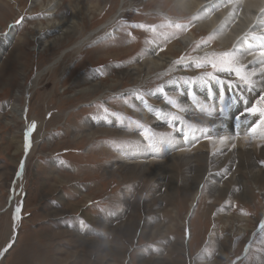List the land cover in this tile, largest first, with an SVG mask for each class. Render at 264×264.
<instances>
[{
  "label": "rangeland",
  "instance_id": "obj_1",
  "mask_svg": "<svg viewBox=\"0 0 264 264\" xmlns=\"http://www.w3.org/2000/svg\"><path fill=\"white\" fill-rule=\"evenodd\" d=\"M186 3L192 7V0ZM204 4L185 13L173 0H0V42L6 39L0 48V264H260L264 260V143L259 134L244 138L251 135L255 118L245 124L241 117L239 127L229 133L216 132L211 123L198 124L187 108L214 105L218 111L220 85L211 81L209 90L199 81L189 85L179 79L213 71L210 64L204 68L191 61L187 66L175 64L181 56L203 59L223 51H233L241 62L252 57L249 51L259 49L251 48L256 42L244 34L252 26L236 35L235 42L246 37L242 46L229 45L231 40L224 43L221 34L212 32L216 25L203 24L204 15L223 13L229 0L217 4L215 12L206 8L200 16L196 12ZM78 5L90 10L82 14ZM193 16L198 19L187 29L160 27L169 21L187 24ZM242 16V8L234 11L227 34L234 35L232 27L237 30L252 20ZM61 18L70 23L71 34L64 32L67 26L64 31L59 27ZM137 24L154 26L156 32ZM255 34L263 37V42L257 41L259 48L264 46V34L260 29ZM237 46L249 51L240 55ZM152 49L155 57L169 62L144 71ZM256 66L258 70L260 64ZM216 74L226 81L236 79L234 74ZM253 79L260 83L259 71ZM161 84L166 92L172 91L169 96L182 110L157 97L161 93L155 89ZM170 85L178 88L169 89ZM235 87L225 84L227 103L231 95L249 100L259 95L245 91L242 97ZM184 94L189 106L183 105ZM15 102L25 108V120L13 109ZM140 102L155 112L144 113ZM236 103L239 112L213 119L220 123L230 118L238 124L236 117L245 105ZM170 112L182 119L173 121ZM163 116L170 119L168 124L159 122ZM133 122L139 123L136 130L124 126ZM33 123L36 127L29 132ZM202 126L210 132L200 131ZM145 128L154 136L171 134L173 143L168 149L148 147ZM209 134L212 140L205 138ZM221 136L237 137L235 146L256 153L255 159L224 153L232 145L228 140L220 143ZM22 140L32 148L23 173ZM140 145L152 156L147 164L169 166L166 179L160 181L153 168L140 173L141 163L125 161L124 151ZM197 154L203 158L195 164L189 159ZM127 166L137 169L126 170ZM196 192L195 209L187 217ZM9 242L14 243L5 252Z\"/></svg>",
  "mask_w": 264,
  "mask_h": 264
},
{
  "label": "bare ground",
  "instance_id": "obj_2",
  "mask_svg": "<svg viewBox=\"0 0 264 264\" xmlns=\"http://www.w3.org/2000/svg\"><path fill=\"white\" fill-rule=\"evenodd\" d=\"M173 1H176V3L178 4V5H181L184 9V11H185V13H188V11H189V13H192V11L195 9H197V8H199V6H200V4L202 3V2H205V4H204V6H202L200 9H198V11L196 12L198 15H202L203 16V14H204V12H205V10H206V8H211V12H215L214 10L216 9V5L217 4H219L222 0H192V7L190 8L188 5H187V3H186V0H173ZM223 1H225V0H223ZM230 1V4L229 5H226V8H225V10L223 11V13H216V16H210L209 14L208 15H204V17H203V19H202V22H203V24H206V26L208 27L209 26V28L211 27V28H214V26H215V28L214 29H212L213 31L212 32H215V33H218V34H221L220 36H222V40L224 41V43H226V42H230V40H231V42L229 43V45H232V43L233 42H235V39H236V35H238L239 36V34L241 33V32H244L246 29H244L243 27L244 26H246V28H248V27H251L250 29H248V32H246V33H244L245 35L246 34H251V39H252V41H255L256 43L254 44V46L252 45V46H250L251 48H255V49H260L259 48V44L257 43V41L258 40H260L261 42H263V37L262 36H260V35H256L255 33H256V31L257 30H261V33H263L264 34V23H262L261 21H264V0H229ZM232 2V3H231ZM191 3V2H190ZM88 4V3H87ZM59 5V4H58ZM79 6V5H78ZM81 6V5H80ZM79 6V8H81V9H79L78 11L79 12H82V14H85L88 10H90V8L89 7H85V5H83V7L81 6L80 7ZM90 7H92V5L90 6ZM97 7V6H96ZM78 8V7H77ZM240 8H242L243 9V16L245 15V16H248L249 18L250 17H252V20L251 21H246L247 23H244V24H242L243 26L242 27H240L239 28V26H238V28L239 29H234V27H232L230 30H231V33H233L234 35H232V34H230V33H228L227 34V30H228V28H229V26L232 24V22H233V18H232V16H233V14H234V11H236L237 9L239 10ZM86 10V11H85ZM85 12V13H84ZM201 12H203V13H201ZM209 12V11H208ZM210 12V13H211ZM218 12V11H217ZM236 13V12H235ZM119 16V15H118ZM243 16H242V18H243ZM241 18V17H240ZM246 18V17H245ZM255 19H257V20H255ZM93 20V19H92ZM255 21H257V22H255ZM75 22V21H74ZM207 22H210V25H209V23H207ZM255 22V24L254 25H252V23H254ZM56 23V22H55ZM60 26L59 27H62L63 29V31H64V27L65 26H67V29L64 31V32H66V33H68V34H71L70 32H69V29H70V26H69V22L68 21H65L64 19H60ZM59 23H58V25H59ZM72 23V22H71ZM92 23V22H91ZM237 23V22H236ZM54 24V23H53ZM54 25H56V24H54ZM241 26V25H240ZM197 30H200V27H197L196 28ZM52 30H54L53 29V27L52 28H49L48 29V33H51L52 32ZM62 30H60V31H62ZM13 31H14V29L12 28L7 34H8V36H10L12 33H13ZM209 31V30H208ZM220 31V32H219ZM252 31V32H251ZM44 33V32H43ZM259 33V32H258ZM257 33V34H258ZM47 34V33H46ZM75 34V33H74ZM241 34H243V33H241ZM7 35H6V37H8ZM218 36V35H217ZM5 37V38H6ZM11 37V36H10ZM9 37V38H10ZM45 37V36H44ZM46 38V37H45ZM219 38V37H218ZM240 38V37H239ZM8 39V38H7ZM220 40H221V38H219ZM238 39V38H237ZM6 39H4V40H2L1 42H0V48L4 45V43L6 42L5 41ZM39 40V39H38ZM40 40H41V38H40ZM245 40H246V37L245 36H243L242 38H240L239 39V41L238 40H236L237 42H235L236 43V45H242V46H244V42H245ZM183 41V40H182ZM260 41H258L259 43H261ZM46 42V41H45ZM187 43V42H186ZM222 43V42H221ZM192 44V43H191ZM221 45V44H220ZM47 47L46 48H48V47H50L51 46V43H50V41H49V44L48 45H46ZM238 47V46H237ZM249 47V48H250ZM262 47H264V46H262ZM228 48V47H227ZM242 48V49H241ZM238 47V48H235L236 50H238V54L240 53V55H244V54H246V53H244V54H241V52H247V51H249L248 50V48H243V47ZM251 50V49H250ZM154 49H152V50H150V53H149V57L151 58V59H149V60H147L146 62H144V64H145V67L144 68H142V70H144L145 71V69H155V68H160V67H162V66H166L167 65V63L169 62V61H167V59L166 58H160V57H155V55H154ZM170 51H172V50H170ZM236 54V53H235ZM152 56V57H151ZM241 57H243V56H241ZM238 58V57H237ZM169 60V59H168ZM242 60V59H241ZM240 61V60H239ZM251 61V62H250ZM240 63H243V64H245L246 65V68L247 69H251V68H253V67H255L256 66V64L258 63V65L260 64V62H259V60H256V61H253V57H246L243 61H241ZM143 64V63H142ZM256 68H257V66H256ZM136 69V68H135ZM161 69V68H160ZM184 69V68H183ZM258 69H259V67H258ZM141 70V69H140ZM159 70V69H158ZM156 71V70H155ZM184 72V71H183ZM2 74V73H1ZM41 73H39V75H40ZM145 74V73H144ZM148 74V73H147ZM159 74V73H158ZM38 75V76H39ZM38 76H37V78H38ZM1 78V77H0ZM259 78H260V83L262 82L261 81V75H260V73H259ZM145 79V78H144ZM35 83H36V81H35ZM215 83V82H214ZM93 88V87H92ZM97 88V87H96ZM168 88L169 89H175V88H178L177 86H175V85H170V86H168ZM236 88V87H235ZM87 90H89V89H87ZM258 91V90H257ZM90 92H91V90H90ZM171 92L172 91H169V92H166V94H167V96H169V94H171ZM188 92V91H187ZM216 92V91H215ZM27 93H29V92H27ZM186 93V92H185ZM258 93H259V91H258ZM202 94V93H201ZM17 97V96H16ZM157 97H159V98H166L165 97V95L164 94H157ZM233 97V95H231V98ZM187 98V95H185L184 94V96L182 97V101H184L185 103H183V105L184 106H189V104L185 101V99ZM191 98V97H190ZM200 98V97H199ZM203 100H204V97L202 98ZM201 99V100H202ZM17 100V99H16ZM204 102V101H203ZM231 102H233V100L231 99V100H229L228 101V107H227V109H226V111L225 112H223L224 114H226V115H228V113H230V112H239V109H238V107H237V103L235 104V103H233V105L231 104ZM140 105H141V109H142V111L144 112V113H146V112H155V109L154 108H151V106L150 105H147V103L146 102H140ZM236 105V106H235ZM12 107H13V109L14 110H16V112H18L19 113V115L21 116V119H24L25 120V112H24V110H25V108L23 107V108H21V106L18 104V103H14L13 105H12ZM11 108V107H10ZM164 109V108H163ZM207 109V108H206ZM205 109V110H206ZM187 111H188V115H192L193 117H192V119L193 120H195L198 124H200V125H203V124H205V123H211L212 124V126L214 127V129L216 130V132H219V131H226V132H228V130L230 131L231 129H233V128H237V127H239V124H237V123H233L232 122V120L230 119V118H228V119H226L225 121L224 120H222L220 123L218 122V120H214L213 118H215V117H217L218 115H221L222 113H220L219 111H216V110H214L213 111V115L211 116V117H208V116H206L205 114H203L202 112H201V109H194V108H187ZM231 116V115H230ZM120 118V117H119ZM105 119V118H104ZM213 119V120H212ZM230 119V120H229ZM127 120V119H126ZM255 120V119H254ZM121 121V120H120ZM158 121V120H157ZM213 121H214V123H213ZM95 122H100V121H97V120H95ZM159 122L160 123H162V124H168L169 122H170V119L168 118V116H163L162 117V120L160 121L159 120ZM249 122H251V121H249ZM253 123V121L251 122V124ZM118 124H120L121 125V123H118ZM124 124V123H123ZM138 122H133V123H127V124H125L124 126H127L128 128H130L131 130H136L137 128H138ZM96 128V127H95ZM247 129V128H246ZM170 130V129H169ZM178 130H180V129H178ZM241 131V130H240ZM243 131H245V129L243 130ZM247 131V130H246ZM128 132V131H127ZM134 132V131H133ZM158 132H160V134L163 132L162 131V127H160V129L158 130ZM179 132V131H178ZM187 133V132H186ZM229 133V132H228ZM108 134V133H107ZM177 134V133H176ZM222 134V133H221ZM181 135V134H180ZM136 136V135H135ZM261 137V136H260ZM217 138V137H216ZM233 138V137H232ZM262 138V137H261ZM172 140H173V137H172ZM172 140H171V142H163L162 144H160V148H163V149H168V147L173 143L172 142ZM180 140V139H179ZM219 140V139H218ZM178 141V140H177ZM227 142V141H226ZM228 145H232V146H227V147H225L224 148V153H228L231 157H236L237 156V154H241L242 156H240V154H239V157L241 158V157H248V158H250V159H253L254 157H255V155H256V153H254V152H252L251 150H249V149H247V150H242L241 148L239 149V148H237L236 146H235V144H239V140H238V138L237 137H234L233 139H230V140H228ZM262 143H264V138H263V141H262ZM261 143V144H262ZM225 144V141H224V143H223V145ZM244 144V143H243ZM260 144V143H259ZM145 145V144H144ZM234 145V146H233ZM20 149L24 152V154H25V157L22 159V161L20 162L21 164H23V169L21 170V173H23L24 172V170H25V167H26V164H27V161H28V157H29V155H30V152H31V150H32V148L29 146V144H28V142L26 141V140H22V142L20 143ZM187 147V146H186ZM182 148V147H181ZM185 148V147H184ZM263 148V147H262ZM245 149V148H244ZM254 149V148H253ZM183 151L184 150H186V148L185 149H182ZM258 150V149H257ZM220 151V150H219ZM264 151V150H263ZM262 151V152H263ZM124 152H126V159H125V161H128V162H134V163H138V164H142L141 166H140V168L138 169V172H140V173H143V172H150L151 170H152V168L155 170V172H157V174H158V176H159V180L160 181H163L164 179H166L167 178V176L169 175L168 174V172H169V166H166V165H164V163H162V162H160V164H155V163H153L152 165H149V164H147L148 162L146 161L148 158L150 159H152V156H150V155H148V149L146 148V147H144L143 145H140L136 150H134V149H127V150H125ZM195 152V151H194ZM193 152V153H194ZM208 152V151H207ZM27 153V154H26ZM151 153V152H150ZM153 153V152H152ZM151 153V154H152ZM192 153V154H193ZM122 154H123V152H122ZM188 154V153H187ZM222 154V153H221ZM259 154V153H258ZM186 155V154H185ZM191 155V154H190ZM208 155V154H207ZM210 155V154H209ZM217 155H219V154H217ZM228 155V156H229ZM225 156H227V155H225ZM263 156V155H262ZM175 157V156H174ZM207 157V156H206ZM222 157V156H221ZM183 158V157H182ZM186 158V157H185ZM201 158H203V156H201L200 154H197L196 156H194V157H191L189 160H191V162H192V160H193V162H195V161H199V160H201ZM211 158H213V157H211ZM225 158V157H224ZM238 158V157H237ZM216 159V158H215ZM222 159V158H221ZM230 159H232V158H230ZM229 159V160H230ZM239 159V158H238ZM255 159V158H254ZM253 159V160H254ZM259 159V158H258ZM207 160V159H206ZM235 160V159H234ZM240 160V159H239ZM246 160V159H245ZM161 161V160H160ZM210 161V160H209ZM228 161V160H227ZM248 161V160H247ZM252 161V160H251ZM150 162H151V160H150ZM149 162V163H150ZM176 162V161H175ZM178 162H180V161H178ZM238 162V161H237ZM240 162V161H239ZM241 162H243L242 160H241ZM156 163H157V161H156ZM162 163V164H161ZM204 163V162H203ZM206 163V162H205ZM204 163V164H205ZM232 163H234V162H232ZM251 163V162H250ZM195 164H196V162H195ZM226 164V163H225ZM133 165V164H132ZM189 165V164H188ZM191 165H193V164H191ZM228 165V164H227ZM237 165V164H236ZM254 165V164H253ZM172 166V165H171ZM178 166V165H177ZM183 166V165H182ZM185 166V165H184ZM194 166V165H193ZM193 166H190V167H193ZM196 166V165H195ZM255 166V165H254ZM21 167V166H20ZM188 167V166H187ZM240 167V166H239ZM241 167H242V165H241ZM180 168V167H179ZM204 168V167H203ZM202 168V169H203ZM136 170L137 169V166H135V167H133V168H131V167H129V166H127L126 167V170ZM182 169V168H181ZM188 169V168H187ZM194 170H195V167L193 168ZM201 169V168H200ZM205 169V168H204ZM256 169V168H255ZM191 171H193L192 170V168H191ZM204 171V170H203ZM253 171H255L254 169H253ZM257 171V170H256ZM258 171H260L259 169H258ZM130 172V171H129ZM131 173V172H130ZM204 174V173H203ZM264 174V173H263ZM200 175V174H199ZM256 175V174H255ZM220 176V175H219ZM199 178V177H198ZM195 179H196V177H195ZM219 179V178H218ZM189 180V179H188ZM198 180V179H197ZM202 180V179H201ZM204 181V180H203ZM159 182V181H158ZM191 182V181H190ZM187 183V182H186ZM162 184V183H161ZM165 185V184H164ZM193 185V184H192ZM199 185V184H198ZM161 186V185H160ZM217 187V186H216ZM227 187V186H226ZM213 188V187H212ZM220 188V187H219ZM190 189V188H189ZM197 189H198V187H197ZM216 189V188H215ZM223 189V188H222ZM226 191V190H225ZM197 197H198V192H196L194 195H193V198H192V201H191V203H190V208H189V211H188V213H187V217H189L190 215H192L193 214V211H194V209H195V204H196V200H197ZM248 231V230H247ZM254 235V233H252L250 236H249V238H248V247L250 246V244H251V239H252V236ZM8 239V238H7Z\"/></svg>",
  "mask_w": 264,
  "mask_h": 264
},
{
  "label": "snow or ice",
  "instance_id": "obj_3",
  "mask_svg": "<svg viewBox=\"0 0 264 264\" xmlns=\"http://www.w3.org/2000/svg\"><path fill=\"white\" fill-rule=\"evenodd\" d=\"M197 16H193L187 24H180L176 21H169L166 24H161V28H175V29H187L189 25L194 20H197ZM264 23V21H261ZM138 28H145L147 27L150 31L156 32V28L154 26H146L144 24H137L135 25ZM174 34V33H173ZM160 35H167L166 33L161 32ZM211 37L209 38V40ZM209 40L203 41V43H208ZM248 55H251L253 57V61L259 60L260 67L257 70L256 68L251 69L250 71H246V65L243 63H240L239 59L236 57L235 53L233 51H223V52H213L210 54H206L203 59H200L198 57H192V56H181L179 59L175 61V64L177 65H185L187 66V62L191 61L194 62L196 68H204L206 65H211V68L213 71L210 72H204L201 75L198 76H186L181 77L179 79H182L184 83L192 85L199 81L202 85H205L211 90V81H215L217 84L220 85V92L218 96L219 100V108L218 111L220 113H223L226 111L228 104L226 101V94L224 92V86L227 84L228 87H232L233 85L236 86V90L241 91L242 97L243 93L246 91L247 93L256 92L259 91V95L256 97H253L251 100L247 98H241L233 96L232 100L233 102H242L245 106L241 110L240 115L236 117L238 124L241 122V117H243V123L247 124L249 123L250 118H255L254 122L251 124L250 128V134L245 135V140L254 139L256 138L257 134H259L262 138H264V47H261L258 52H248ZM211 57V58H210ZM218 58V59H217ZM251 62V61H250ZM257 71H259L261 75V83L258 84V82L253 79L257 75ZM225 73L231 76L232 74L235 75V80L228 79L227 81L224 79H221L219 75L216 73ZM176 80H168L167 83L172 84L176 83ZM241 85H243V89H241ZM156 93L164 94L168 104L172 105L173 108L181 109V105L178 103V101L171 97L167 96L166 94V88L164 84L159 85L155 89ZM153 94V93H149ZM194 94V93H193ZM139 99L143 100L144 97L141 95L138 97ZM182 110V109H181ZM215 110L214 105H209V107L205 110L203 105H201V112L205 114L208 117H211L213 115V111ZM107 111V109H105ZM157 115H160V112H157ZM169 115L171 116L172 120H181V116L176 115L175 113L170 112ZM214 123V121H213ZM36 127L35 123L32 124L31 128L29 129V132L34 130ZM175 128V125L173 124V129ZM189 128L191 129L192 126L189 125ZM203 133H209L210 128L208 126H202L200 129ZM144 140L147 141L148 147L156 148L163 142H171L172 136L171 134H163L160 136H154L149 134V129L145 128L143 132ZM185 138H187L185 136ZM206 139L212 140L213 137L209 134L205 136ZM229 138L226 136L219 137L220 143H224V141L228 140ZM234 146V145H233ZM120 147H123L121 145ZM23 169V164H21V170ZM16 213L19 214L21 212V207L18 205L15 209ZM19 218V216H17ZM262 230H264V224L261 225ZM12 243L9 242L7 244V247L4 249L6 252L9 248L12 247ZM261 251H264L262 249ZM2 255V253H0ZM260 264H264V260L260 261Z\"/></svg>",
  "mask_w": 264,
  "mask_h": 264
}]
</instances>
